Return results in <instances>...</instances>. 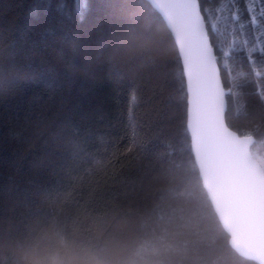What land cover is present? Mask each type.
Returning <instances> with one entry per match:
<instances>
[{
    "label": "trees",
    "instance_id": "1",
    "mask_svg": "<svg viewBox=\"0 0 264 264\" xmlns=\"http://www.w3.org/2000/svg\"><path fill=\"white\" fill-rule=\"evenodd\" d=\"M199 1L227 124L263 159L264 0ZM187 108L177 45L147 1L0 0V264L37 237L107 264H257L197 186Z\"/></svg>",
    "mask_w": 264,
    "mask_h": 264
},
{
    "label": "snow or ice",
    "instance_id": "2",
    "mask_svg": "<svg viewBox=\"0 0 264 264\" xmlns=\"http://www.w3.org/2000/svg\"><path fill=\"white\" fill-rule=\"evenodd\" d=\"M152 2L181 49L191 96L185 136L188 150L194 154L192 168L198 177L197 186L204 189L208 202L231 236V248L240 256L264 260V249L258 251L237 238L241 226L264 234V166L257 167L251 162L248 149H254L257 143L253 138L238 142L246 153L243 161L239 157L240 149L231 144L225 147L217 138L218 104L222 105L223 101L209 76L212 54L200 29L196 0L181 3L179 13L171 7H161L158 0ZM225 95L232 96V93ZM172 155H176L175 151ZM179 171L185 177L191 176V170L185 165H181ZM193 191L189 182V194Z\"/></svg>",
    "mask_w": 264,
    "mask_h": 264
},
{
    "label": "water",
    "instance_id": "3",
    "mask_svg": "<svg viewBox=\"0 0 264 264\" xmlns=\"http://www.w3.org/2000/svg\"><path fill=\"white\" fill-rule=\"evenodd\" d=\"M145 1H147L163 18L158 7L152 2V0H145ZM183 2H185V0H158V3L161 5V7H164V8L171 7L175 11H177V13L182 11V9L179 8V5ZM196 3H197V8H198V13L200 16V29L203 32L204 39L207 41V43L211 49V54H212L211 65L209 68V76H210V79L212 80V82L215 86L216 91L219 93L220 100L223 101L222 105L218 104V109L220 112V119H219V122L217 124V138L220 141V143L222 145H224L225 147H227L228 145L231 144V145H235L238 149H240L239 157H240L241 161H243L246 158V153L244 151V146L239 144L238 142L244 141L251 136L240 137L233 130H231L227 124L226 114H227L228 104H227V96L225 95V93H227V92H226V88L224 86L221 68H220V65L218 63L216 52H215V49L213 47V44H212V41H211V38L209 35V30L207 27L205 17H204L203 12H202L200 1L196 0ZM163 20H164V18H163ZM164 22H165V20H164ZM166 25L169 28L167 23H166ZM169 30H170V32H171V34L175 40V36H174L172 30L170 28H169ZM175 43H176V41H175ZM177 48L179 51V56H180L181 64H182V68H183L181 49L178 45H177ZM183 72H184V69H183ZM184 77H185L186 90H187V104H188L187 115H188V109L190 107L189 101L191 99V96H190V93L188 92V81H187V77L185 74H184ZM251 138H253V137H251ZM248 151L251 152V149H248ZM251 162L257 167L262 166L260 164V162L253 156L252 152H251ZM218 218H219V216H218ZM219 220H220V218H219ZM220 222H221V220H220ZM237 238L242 244L253 246L258 251L261 249H264V234H261L259 231L252 232L249 229H247L246 227L241 226L240 229L238 230ZM230 239H231V236H230ZM247 259H250V260L256 262L257 264H264V260H261V259H257V258H247Z\"/></svg>",
    "mask_w": 264,
    "mask_h": 264
},
{
    "label": "clouds",
    "instance_id": "4",
    "mask_svg": "<svg viewBox=\"0 0 264 264\" xmlns=\"http://www.w3.org/2000/svg\"><path fill=\"white\" fill-rule=\"evenodd\" d=\"M16 252L18 264H107L89 250L59 239L37 237Z\"/></svg>",
    "mask_w": 264,
    "mask_h": 264
},
{
    "label": "rangeland",
    "instance_id": "5",
    "mask_svg": "<svg viewBox=\"0 0 264 264\" xmlns=\"http://www.w3.org/2000/svg\"><path fill=\"white\" fill-rule=\"evenodd\" d=\"M258 161H260V164L262 163V165H264V158H256Z\"/></svg>",
    "mask_w": 264,
    "mask_h": 264
}]
</instances>
